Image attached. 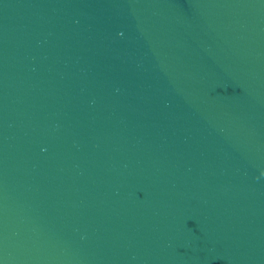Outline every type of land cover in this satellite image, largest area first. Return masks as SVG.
<instances>
[{"label": "water", "instance_id": "obj_1", "mask_svg": "<svg viewBox=\"0 0 264 264\" xmlns=\"http://www.w3.org/2000/svg\"><path fill=\"white\" fill-rule=\"evenodd\" d=\"M0 264H264V0H0Z\"/></svg>", "mask_w": 264, "mask_h": 264}]
</instances>
